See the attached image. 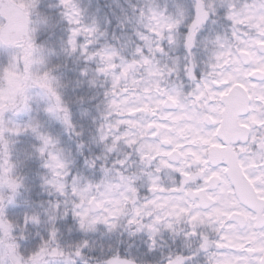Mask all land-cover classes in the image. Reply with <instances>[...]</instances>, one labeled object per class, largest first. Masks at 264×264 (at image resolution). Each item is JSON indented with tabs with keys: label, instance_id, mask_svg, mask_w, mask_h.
<instances>
[{
	"label": "clouds",
	"instance_id": "obj_1",
	"mask_svg": "<svg viewBox=\"0 0 264 264\" xmlns=\"http://www.w3.org/2000/svg\"><path fill=\"white\" fill-rule=\"evenodd\" d=\"M256 39L264 0H0V264H215L149 124Z\"/></svg>",
	"mask_w": 264,
	"mask_h": 264
},
{
	"label": "snow or ice",
	"instance_id": "obj_2",
	"mask_svg": "<svg viewBox=\"0 0 264 264\" xmlns=\"http://www.w3.org/2000/svg\"><path fill=\"white\" fill-rule=\"evenodd\" d=\"M259 49L264 39L242 48L238 56L246 59L229 71L207 108L176 117L183 121L180 127L168 119L170 112L149 124L167 149L163 167L182 177V187L173 191L198 210L194 220L203 208L213 222L215 264H264V139L256 135L264 130V52ZM158 129L168 134L161 136ZM177 155L180 162L173 166Z\"/></svg>",
	"mask_w": 264,
	"mask_h": 264
}]
</instances>
